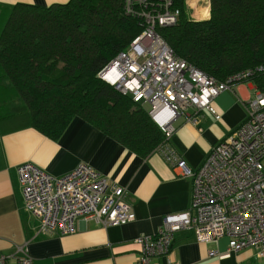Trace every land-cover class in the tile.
<instances>
[{"label":"built area","instance_id":"1","mask_svg":"<svg viewBox=\"0 0 264 264\" xmlns=\"http://www.w3.org/2000/svg\"><path fill=\"white\" fill-rule=\"evenodd\" d=\"M124 10L140 21L142 30L97 77L149 107L151 119L166 138L165 160L177 176L189 177L192 184L187 210L166 215L152 238L134 239L141 249L136 263L158 264L157 257L169 254L175 232L182 229L192 231L199 242L227 237L228 249L233 251L259 247V256L264 257V90H255L245 122L213 146L198 169H189L167 145L175 119L185 116L197 125L203 110L219 119L215 97L232 90L239 77L264 71V65L217 81L177 56L160 35V28L179 19L174 0H124ZM194 13L195 20L207 14ZM17 178L23 209L38 220L37 234L72 233L77 219L123 225L135 217L124 189L85 163L52 177L25 162L17 167ZM19 251V264H32L26 249ZM7 258L0 254V264ZM167 264L176 263L168 258Z\"/></svg>","mask_w":264,"mask_h":264},{"label":"trees","instance_id":"2","mask_svg":"<svg viewBox=\"0 0 264 264\" xmlns=\"http://www.w3.org/2000/svg\"><path fill=\"white\" fill-rule=\"evenodd\" d=\"M186 1L174 0L177 23L159 29L177 56L217 81L264 65V0H210L200 20L189 18ZM141 30L124 0L13 4L0 26V86L30 126L52 139L78 116L145 157L164 133L144 105L97 77ZM250 76L264 90V71Z\"/></svg>","mask_w":264,"mask_h":264},{"label":"crops","instance_id":"3","mask_svg":"<svg viewBox=\"0 0 264 264\" xmlns=\"http://www.w3.org/2000/svg\"><path fill=\"white\" fill-rule=\"evenodd\" d=\"M67 1L0 0V26L13 4L46 7ZM253 95L252 83L236 84L232 90L221 92L213 101L219 119L206 110L199 112L197 125L180 116L173 122L167 145L189 169H198L210 149L245 122ZM17 106L0 86V254L9 257L5 264H19L20 248L26 249L32 264H137L141 249L134 239L155 233L166 215L188 209L191 179L174 173L165 160L163 141L143 157L78 116L52 139L30 126ZM144 107L149 111L147 105ZM25 162L52 177H61L80 163L88 164L124 189L134 219L123 225L77 219L72 233L37 234L38 220L23 209L17 178V167ZM259 251V247L229 250L227 237L199 242L192 231L182 229L175 232L169 254L156 261L167 264L170 258L176 264H264Z\"/></svg>","mask_w":264,"mask_h":264},{"label":"rangeland","instance_id":"4","mask_svg":"<svg viewBox=\"0 0 264 264\" xmlns=\"http://www.w3.org/2000/svg\"><path fill=\"white\" fill-rule=\"evenodd\" d=\"M185 10H186V13L187 15L189 16L190 19H193L195 20L194 18H192V15H193V12L195 10V13H194V16H197L203 12H206V17L210 14V0H187L185 2ZM196 5V7H193L192 5ZM140 33V32H139ZM138 33V34H139ZM251 76L250 75H243L242 77H239L235 84L233 85V87L236 85V84H240V83H252L251 80H250ZM245 80H248L246 82H243ZM253 84V83H252ZM254 85V84H253ZM258 88L254 86V92L255 90H257ZM259 90V89H258ZM250 101V99H249Z\"/></svg>","mask_w":264,"mask_h":264},{"label":"bare ground","instance_id":"5","mask_svg":"<svg viewBox=\"0 0 264 264\" xmlns=\"http://www.w3.org/2000/svg\"><path fill=\"white\" fill-rule=\"evenodd\" d=\"M203 18H204V16H200V17H198V19H203ZM163 143H164V142H163ZM125 193H126V192H125ZM126 195H127V193H126ZM126 199H127V197H126ZM148 236L151 237V238L153 237L152 234H149ZM171 247H172V245H171Z\"/></svg>","mask_w":264,"mask_h":264}]
</instances>
